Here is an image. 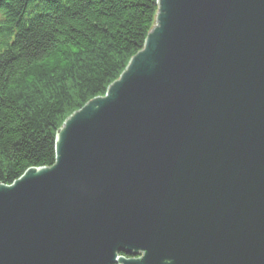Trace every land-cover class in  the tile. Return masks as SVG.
<instances>
[{
  "label": "water",
  "instance_id": "obj_1",
  "mask_svg": "<svg viewBox=\"0 0 264 264\" xmlns=\"http://www.w3.org/2000/svg\"><path fill=\"white\" fill-rule=\"evenodd\" d=\"M0 264H264V0H157L54 165L0 184Z\"/></svg>",
  "mask_w": 264,
  "mask_h": 264
},
{
  "label": "trees",
  "instance_id": "obj_2",
  "mask_svg": "<svg viewBox=\"0 0 264 264\" xmlns=\"http://www.w3.org/2000/svg\"><path fill=\"white\" fill-rule=\"evenodd\" d=\"M157 0H0V184L55 163L64 121L105 95L154 25Z\"/></svg>",
  "mask_w": 264,
  "mask_h": 264
}]
</instances>
